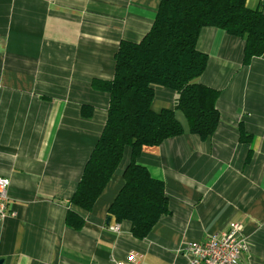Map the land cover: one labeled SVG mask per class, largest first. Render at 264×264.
Listing matches in <instances>:
<instances>
[{"label":"crops","instance_id":"crops-1","mask_svg":"<svg viewBox=\"0 0 264 264\" xmlns=\"http://www.w3.org/2000/svg\"><path fill=\"white\" fill-rule=\"evenodd\" d=\"M161 1L0 0V177L11 182L16 214L0 220L3 264H116L134 253L140 264H188L187 244L232 222L244 227L242 261L264 264V55L245 64V41L218 28L203 29L197 42L209 58L199 82L221 93L215 134L207 141L191 134L178 113L185 133L138 158L164 183L170 214L144 239L128 221L109 230L131 161L126 148L93 210H79L83 227L66 223L108 118L110 95L92 83L114 77L120 43L143 39ZM175 98L155 87L154 111L173 108Z\"/></svg>","mask_w":264,"mask_h":264},{"label":"trees","instance_id":"trees-1","mask_svg":"<svg viewBox=\"0 0 264 264\" xmlns=\"http://www.w3.org/2000/svg\"><path fill=\"white\" fill-rule=\"evenodd\" d=\"M209 27L245 41V64L264 55V6L251 8L248 0H162L143 39L120 43L114 77L93 81L95 90L110 95L108 118L69 203V227H83L79 210H93L126 148H131V161L109 217L118 224L130 222L132 234L144 239L162 216L170 214L164 183L153 178L138 158L146 148L185 133L178 113L191 134L204 141L215 134L221 121L217 108L221 93L199 82L209 58L197 48L201 31ZM155 87L176 93L173 108L154 111ZM83 115L91 117V109ZM247 137L242 130V138Z\"/></svg>","mask_w":264,"mask_h":264},{"label":"built area","instance_id":"built-area-1","mask_svg":"<svg viewBox=\"0 0 264 264\" xmlns=\"http://www.w3.org/2000/svg\"><path fill=\"white\" fill-rule=\"evenodd\" d=\"M10 185L9 179L0 177V220L16 216L9 208ZM108 228L118 233L120 224L114 223ZM243 231L242 224L232 222L227 231L220 235H212L203 241L190 242L183 254L187 257L188 264H245L242 257L247 247ZM116 264H140V259L134 253L124 261H117Z\"/></svg>","mask_w":264,"mask_h":264},{"label":"water","instance_id":"water-1","mask_svg":"<svg viewBox=\"0 0 264 264\" xmlns=\"http://www.w3.org/2000/svg\"><path fill=\"white\" fill-rule=\"evenodd\" d=\"M108 222H110V220ZM0 264H3V261L0 260Z\"/></svg>","mask_w":264,"mask_h":264}]
</instances>
